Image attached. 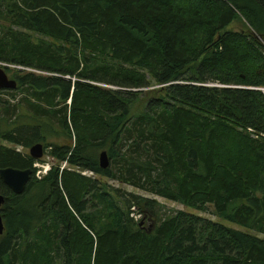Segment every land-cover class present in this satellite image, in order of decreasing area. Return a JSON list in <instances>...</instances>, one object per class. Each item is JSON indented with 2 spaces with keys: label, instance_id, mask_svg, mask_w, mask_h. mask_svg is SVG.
<instances>
[{
  "label": "trees",
  "instance_id": "obj_1",
  "mask_svg": "<svg viewBox=\"0 0 264 264\" xmlns=\"http://www.w3.org/2000/svg\"><path fill=\"white\" fill-rule=\"evenodd\" d=\"M257 37L264 0H0V67L17 85L0 91V140L14 146L0 145V170L32 172L20 196L0 180V264H264ZM150 82L165 96L131 115ZM37 144L56 162L39 179L40 161L17 151ZM103 179L219 222L159 217Z\"/></svg>",
  "mask_w": 264,
  "mask_h": 264
},
{
  "label": "rangeland",
  "instance_id": "obj_2",
  "mask_svg": "<svg viewBox=\"0 0 264 264\" xmlns=\"http://www.w3.org/2000/svg\"><path fill=\"white\" fill-rule=\"evenodd\" d=\"M244 22V21H243ZM243 22H234L232 23L228 28L227 31H231V32H235V33H245L247 32V30L245 29L244 23ZM252 34L254 36H256V34L254 32H252ZM258 38V37H257ZM258 41L260 42L261 45H263L264 47V40H262L261 38H258ZM0 66H3L2 64H0ZM8 77L11 79L12 75H8ZM151 85L149 88L143 90V93L141 95V97L139 98V100L137 102H135V104L132 105L131 107V115L135 116L137 114H139L140 112H143L145 110V107L147 105V102L149 100H151L152 98L158 99V98H163L165 96V85H157L154 82H150ZM104 88H108L106 86H103ZM113 88V87H110ZM258 90V89H257ZM258 91H261L262 93H264V89H259ZM0 99L3 101H8V96L2 95L0 94ZM13 103V102H12ZM0 114L4 116V114L2 113V110L0 111ZM12 117V116H11ZM10 118V117H7ZM14 118L12 117L11 119H9V121L13 120ZM6 125H0V127L2 129H5ZM0 145H3L7 148H14V146L8 144L7 142H3L0 140ZM18 152L21 153H27L29 154V149H21V148H17ZM40 162L35 163L34 167L37 169V173L39 176H36V178H41L43 177L46 172L50 169L51 166L55 165V161L49 157L45 152L44 155L42 157L41 160H39ZM65 165L63 164L62 167H64ZM82 175L89 177L91 179H99L97 178L93 173L90 172H83ZM38 178V179H39ZM103 186L110 191V189H118L119 190V195L123 198V199H129V195L133 194V195H137L143 198H147V199H153L155 200L158 205H159V209H158V215L159 217L165 218V216H170L173 213L177 212V211H181V212H186V213H190V214H195L196 216H199L203 219L209 220L211 222H219V220L216 218L215 214H213L214 210L212 207H208V211L206 213L204 212H196L194 210L191 209H187L185 207H183L182 205L175 203V202H170V201H166L164 199H161L159 197H155L153 195H150L148 193H146L145 191H141L138 189H135L129 185L120 183L118 181H114V180H109V179H103L102 181ZM111 193V192H110ZM112 194V193H111ZM113 195V194H112ZM121 199V200H123ZM98 202L96 201H89L88 203V212H94L97 209H100V205L98 206ZM133 216V217H131ZM129 217L133 219V221H135L136 223L141 221L143 218L142 216L138 215L137 213H133L130 212ZM155 222V218L152 219ZM104 221V220H103ZM151 221L150 220H146L144 221L143 226H141V228L144 229H150L151 228ZM228 227H231L233 229L236 230H240V231H244V229H241L235 225H231L227 223ZM258 238L260 239H264V236L262 235H257Z\"/></svg>",
  "mask_w": 264,
  "mask_h": 264
},
{
  "label": "water",
  "instance_id": "obj_3",
  "mask_svg": "<svg viewBox=\"0 0 264 264\" xmlns=\"http://www.w3.org/2000/svg\"><path fill=\"white\" fill-rule=\"evenodd\" d=\"M16 81L11 80L5 71L0 67V91H13L16 89ZM44 155V148L42 144H37L29 149V156L39 161ZM99 165L101 169H108L110 162L106 152H102L99 155ZM31 170H17L12 168L0 170V180L2 183L11 190L15 195H22L25 192L26 186L31 180ZM4 203L3 197L0 195V235L4 232V224L1 216V207ZM144 221L141 222V225Z\"/></svg>",
  "mask_w": 264,
  "mask_h": 264
},
{
  "label": "built area",
  "instance_id": "obj_4",
  "mask_svg": "<svg viewBox=\"0 0 264 264\" xmlns=\"http://www.w3.org/2000/svg\"><path fill=\"white\" fill-rule=\"evenodd\" d=\"M249 132H251V131L249 130ZM36 176H39V175L37 174ZM38 178H39V177H38ZM131 217H133V216H131Z\"/></svg>",
  "mask_w": 264,
  "mask_h": 264
}]
</instances>
